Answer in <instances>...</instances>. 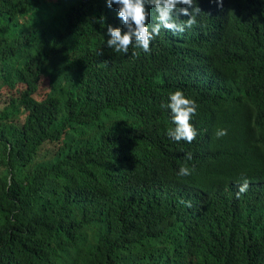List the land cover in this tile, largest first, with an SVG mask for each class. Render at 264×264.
<instances>
[{"label":"trees","instance_id":"obj_1","mask_svg":"<svg viewBox=\"0 0 264 264\" xmlns=\"http://www.w3.org/2000/svg\"><path fill=\"white\" fill-rule=\"evenodd\" d=\"M197 4L123 54L106 0H0V264H264V0Z\"/></svg>","mask_w":264,"mask_h":264},{"label":"clouds","instance_id":"obj_2","mask_svg":"<svg viewBox=\"0 0 264 264\" xmlns=\"http://www.w3.org/2000/svg\"><path fill=\"white\" fill-rule=\"evenodd\" d=\"M107 6L111 8L115 4L118 8L117 16L121 20L123 27H113L107 25L106 45L115 53L127 54L130 48H140L145 53L150 51V42L160 35L162 29L173 34H182L186 29L196 25V16L201 9L197 0H106ZM222 7V0H220ZM151 8L155 12L153 22H149ZM186 19H181V17ZM133 56L139 53L133 51ZM171 111L172 122L175 125L169 128L167 135L179 142L184 140L191 143L197 136L195 128L191 125L190 119L196 114L198 105L194 100L187 98L181 90L169 93L168 103L162 105ZM227 135V129H217V138ZM188 160L192 159V154L186 153ZM189 168L182 166L179 175H190ZM249 180L243 178V182L238 185L237 198L245 193L249 187ZM187 203L190 207V202Z\"/></svg>","mask_w":264,"mask_h":264},{"label":"rangeland","instance_id":"obj_3","mask_svg":"<svg viewBox=\"0 0 264 264\" xmlns=\"http://www.w3.org/2000/svg\"><path fill=\"white\" fill-rule=\"evenodd\" d=\"M18 91L19 90H17V89L11 90L9 88H3V87L0 88V104H1V106L5 105L7 103L10 96H16ZM40 92H41V95L43 97V95L46 92V87L43 84H41V86H40Z\"/></svg>","mask_w":264,"mask_h":264},{"label":"bare ground","instance_id":"obj_4","mask_svg":"<svg viewBox=\"0 0 264 264\" xmlns=\"http://www.w3.org/2000/svg\"><path fill=\"white\" fill-rule=\"evenodd\" d=\"M233 61V60H232Z\"/></svg>","mask_w":264,"mask_h":264}]
</instances>
